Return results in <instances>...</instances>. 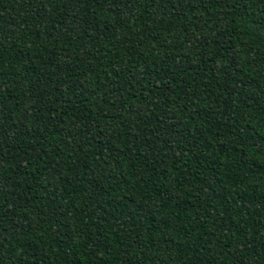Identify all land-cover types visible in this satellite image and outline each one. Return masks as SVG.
Instances as JSON below:
<instances>
[{
	"label": "trees",
	"instance_id": "1",
	"mask_svg": "<svg viewBox=\"0 0 264 264\" xmlns=\"http://www.w3.org/2000/svg\"><path fill=\"white\" fill-rule=\"evenodd\" d=\"M0 264H264V0H0Z\"/></svg>",
	"mask_w": 264,
	"mask_h": 264
}]
</instances>
